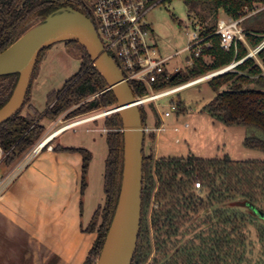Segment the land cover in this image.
Segmentation results:
<instances>
[{
    "label": "trees",
    "instance_id": "16d2710c",
    "mask_svg": "<svg viewBox=\"0 0 264 264\" xmlns=\"http://www.w3.org/2000/svg\"><path fill=\"white\" fill-rule=\"evenodd\" d=\"M184 2L193 11L195 4L209 6L207 15H197L207 23L200 28L201 35L212 40L213 44L200 56L193 55V64L184 73L172 75L156 88L197 78L231 64L235 58H243L249 51L244 43L239 44L237 53L234 49L226 51L220 45L219 36L213 33L222 13L237 18L246 7L262 4L264 0ZM69 6L93 19L89 0H0V53L48 15ZM263 12L264 9L245 21L246 41L250 47L257 46L263 39L264 24L258 20ZM80 45L84 54L78 72L62 88L47 95L45 109L39 111L30 104L32 112L23 113L29 102L30 84L20 111L0 126V145L6 153L8 167L43 137L47 129L41 122L43 118L55 120L64 112L71 117L117 106L114 91L94 65L87 49ZM258 59L260 62L248 58L233 70L209 79L217 95L205 108L227 125L260 130L262 136H248L244 145L264 152V49L259 52ZM18 79V73L0 76V108L11 97ZM130 86L136 96L147 92L145 85L139 82L131 81ZM140 111L145 127L148 115L143 106ZM94 121L97 123L96 119ZM160 124L158 119L155 129L145 131V142L147 138L155 139V130ZM104 126L108 146L104 169L105 200L87 227V230L95 231L97 237L84 264H97L116 210L123 176L121 115L117 112L106 117ZM54 149L83 154L84 186L91 158L88 149L62 147L60 144ZM145 150L144 144L142 216L132 264H146L148 261V264H264V159L235 160L228 154L211 158H156L152 147L149 154ZM196 181L203 185L204 195L197 193ZM258 244L261 248L256 251Z\"/></svg>",
    "mask_w": 264,
    "mask_h": 264
},
{
    "label": "rangeland",
    "instance_id": "374dc122",
    "mask_svg": "<svg viewBox=\"0 0 264 264\" xmlns=\"http://www.w3.org/2000/svg\"><path fill=\"white\" fill-rule=\"evenodd\" d=\"M209 12V6L203 3L195 4L193 11L184 0H162L148 13L147 19L152 29L151 39L157 44L161 54L175 55L179 53L172 58L171 68L180 66L184 73L190 67L188 60L191 59L192 52L186 48L192 40L196 27L207 24L201 21L199 14L207 15ZM197 13L199 14L197 15ZM224 16L225 14L222 13L219 19ZM261 16L258 20L264 24V12ZM208 20L211 23V19ZM83 54L84 50L80 44L65 41L53 43L50 47L44 49L38 58L31 82L29 102L24 106L23 113L31 111L30 104L34 105L39 111H43L46 106L47 95L53 90L62 88L65 82L78 72ZM208 80L188 87L174 95L164 97L158 101V104L150 101L143 106L148 115V123L144 127L145 131H150L151 128L156 127L154 124L158 119L164 125L163 129L155 130L156 137L154 140L147 138L145 151L149 154V149L152 147L156 158H186L188 156L211 158L228 154L235 160L264 159L263 151L248 148L244 145L246 137L251 135L262 136L260 130L254 127L227 125L221 120H217L205 108L217 95V91L210 85ZM172 100L177 101L179 109L174 111L171 116L163 118L164 112L169 109L168 103ZM113 107L115 106L80 113L71 117H67V112H64L60 115V118L58 117L60 120L57 121L55 129L57 130L63 125L74 121L103 114ZM112 114L114 113L97 117V123L92 120L89 124L79 127L80 132L71 129L55 141L56 144L61 143L64 146H79L89 149L88 152L91 153V158L86 173L89 188L85 198V202L88 201L89 203H87L88 205L94 199L93 194L103 191L105 159L108 154L104 121L106 117ZM41 122L46 125L47 129L52 124L48 118H43ZM90 126H95V129L87 131V127ZM47 136L43 135L41 139ZM38 156L40 154L35 159ZM35 159L32 160L30 165L34 163ZM202 187L203 185L196 188L199 195H204ZM88 196L92 198L88 200ZM103 204L104 201L100 205ZM97 210L98 208L94 214ZM252 229L255 232L254 228ZM260 248V244H258V248L255 249L258 251ZM148 263L149 261L146 264Z\"/></svg>",
    "mask_w": 264,
    "mask_h": 264
},
{
    "label": "crops",
    "instance_id": "0c3cea01",
    "mask_svg": "<svg viewBox=\"0 0 264 264\" xmlns=\"http://www.w3.org/2000/svg\"><path fill=\"white\" fill-rule=\"evenodd\" d=\"M59 120H50L44 135L55 131ZM89 122L58 133L49 142L52 148H44L35 159L36 155L34 163L0 198V264H84L97 237L87 227L105 200L104 185L88 205L86 175V184L82 183V153L54 147H71L55 141L71 129L80 132L79 127Z\"/></svg>",
    "mask_w": 264,
    "mask_h": 264
},
{
    "label": "built area",
    "instance_id": "2783aa9c",
    "mask_svg": "<svg viewBox=\"0 0 264 264\" xmlns=\"http://www.w3.org/2000/svg\"><path fill=\"white\" fill-rule=\"evenodd\" d=\"M162 0H89L93 14V22L104 49L111 55L120 67L124 78L129 83L131 81L139 82L147 88L143 95L136 96V105L144 106L147 102L158 101L169 95H174L188 87L194 86L200 82L211 79L219 74L233 70L237 65L248 58H255L259 62L258 54L264 49V35L262 41L255 47H250L246 41L247 32L245 30V21L249 17L257 14L264 9V2L256 4L253 7H246L237 18L225 15L217 22V27L213 35L220 38L221 47L230 51L234 49L238 52L240 43L248 47V53L241 59L234 61L220 69L211 71L197 78L162 88H156L157 85L164 83L174 74L182 72V67L174 66L171 68V60L178 55H163L158 49L157 44L151 39L152 29L147 19L151 9ZM200 25L193 32L192 40L186 49L192 52V56H200L205 50L212 47V40L201 35ZM190 66L193 64V57L188 60ZM264 75V73H263ZM169 109L164 112V117H169L174 111H178L177 101L172 100L168 103ZM115 107L99 115H108L117 113L120 109ZM97 116L84 118L63 125L61 128L74 127L86 121L97 119ZM161 125L157 130L163 129ZM58 130V129H57ZM53 131L46 138L39 140L30 150L24 153L12 166L6 164V153L0 145V198L18 179L21 173L30 165L36 155L44 148H52L49 142L53 137L46 141ZM64 130V129H63ZM201 186L200 181L195 182V187Z\"/></svg>",
    "mask_w": 264,
    "mask_h": 264
},
{
    "label": "water",
    "instance_id": "95a60500",
    "mask_svg": "<svg viewBox=\"0 0 264 264\" xmlns=\"http://www.w3.org/2000/svg\"><path fill=\"white\" fill-rule=\"evenodd\" d=\"M39 27L29 43L26 58L5 63L10 48L30 30ZM10 47L0 53V76L18 73L19 79L9 100L0 108V126L22 108L40 53L59 41L82 44L114 91L124 133V169L120 195L97 264H132L140 235L143 191V148L145 129L140 107L130 83L115 59L104 49L92 18L73 7H62L29 28ZM174 77L171 79L173 80ZM115 108V109H116Z\"/></svg>",
    "mask_w": 264,
    "mask_h": 264
},
{
    "label": "bare ground",
    "instance_id": "6f19581e",
    "mask_svg": "<svg viewBox=\"0 0 264 264\" xmlns=\"http://www.w3.org/2000/svg\"><path fill=\"white\" fill-rule=\"evenodd\" d=\"M39 27H36L30 30L28 33L24 35V37L19 41H17L9 50V54L12 56H6L3 58L5 63L20 61L26 58L29 54V43L34 38L35 33L38 31ZM102 115H98L100 117ZM63 128H59L54 134H52L46 141L50 140L52 137L54 138L58 133H60ZM67 129V128H66Z\"/></svg>",
    "mask_w": 264,
    "mask_h": 264
}]
</instances>
